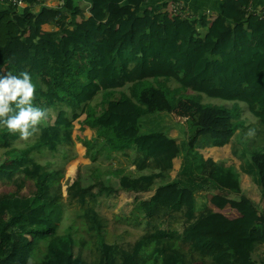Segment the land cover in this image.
<instances>
[{"label": "trees", "instance_id": "obj_1", "mask_svg": "<svg viewBox=\"0 0 264 264\" xmlns=\"http://www.w3.org/2000/svg\"><path fill=\"white\" fill-rule=\"evenodd\" d=\"M255 1L221 0L192 21L174 14L172 3L154 12L148 0L0 1V75L27 71L38 82L51 71L69 80L84 72L83 57L98 62L97 74L65 105L76 112L71 118L49 100L38 105L55 117L41 122L26 153L73 149V135L84 138L95 123L102 145L133 169L117 178L118 191L82 187L77 177L64 188L60 172L0 158V264H264V19H248ZM94 7L104 20L90 13ZM58 49L62 70L52 66ZM143 82H153L170 110L105 111L92 119L96 97ZM202 97L233 106L204 105ZM238 104L254 123L240 127ZM192 113L199 115L196 138L188 132ZM250 129L254 138L245 135ZM0 141L3 150L14 142L8 134ZM170 189L188 192L190 202L155 200ZM119 194L134 205L122 211L125 225L110 211ZM65 220V239L49 247ZM76 225L87 235L75 236Z\"/></svg>", "mask_w": 264, "mask_h": 264}, {"label": "rangeland", "instance_id": "obj_2", "mask_svg": "<svg viewBox=\"0 0 264 264\" xmlns=\"http://www.w3.org/2000/svg\"><path fill=\"white\" fill-rule=\"evenodd\" d=\"M176 1L180 2V0H148V4L152 7L154 12L155 11L159 12L167 4L174 3ZM220 3L221 0H196L195 6H203V7L207 6L209 7V9L206 8L200 9L194 7V12L199 10L202 11L207 10L209 11V13L215 12L217 8L220 6ZM212 4H214L213 7H211ZM90 13L95 17L97 21L104 20V15L100 11L97 12L95 7L91 9ZM248 19L251 22H253L254 17L250 16ZM58 51L60 50L58 49L57 52ZM64 71H65L63 73L64 75L68 73L73 74L71 70L64 69ZM72 79H75V76ZM71 82L72 81H68L64 79L61 83L64 86H69ZM150 84H151L150 86L148 85L143 87L139 85H127L121 90L109 91L105 93V95H103L102 97L101 95H99L97 98L100 97L99 98L100 104L104 107L105 110L111 112L112 111L118 113L122 111L127 112L131 110L133 111L136 108H143L145 110H152V111H158L164 109L170 110L168 102L162 96V94L157 92V88L153 84V82H150ZM166 84L169 89L176 90L177 93H181L180 91L178 92L179 87L173 82H166ZM41 86H43V89L45 88L43 83L37 82L35 87L37 89L40 88L42 89ZM72 91L69 90V93ZM62 92L63 89H60L58 91V93H62ZM202 98H203L202 104L204 105L223 106L226 109H230L233 106V103L207 99L206 97H202ZM33 103L36 106L38 105L41 106V104H43V101H41L39 97L36 96L34 97ZM238 106H239V110L237 111L241 116L240 118L245 120V121L242 120L241 124L238 123L240 127L244 124L249 125L251 123H254L255 120L247 111L246 107L242 104H238ZM63 108L61 109L66 112L68 118H71V115L76 113L75 111L68 110L67 108L65 109ZM47 111H48V115L51 117V119H53L55 117L54 109L50 107L47 108ZM189 121L192 122L193 127L192 130H188V132L189 134L193 135L194 138H196V134L200 133L199 128H196L197 126L200 125L199 115L192 113V115L189 117ZM76 127H79L78 124H76ZM89 132L90 131H88L86 135ZM39 133H40V129L39 132L36 133L32 138H30L27 141H23L19 138L18 134L11 135L7 132L5 128L0 127V138L1 136H3V134H8L9 136H11L12 140H15L13 142V146L11 147V149L8 150L0 149V158H5V160L12 165H18L24 162L25 160H29L36 164L46 167L49 171L60 172L61 175L63 176L61 182L64 188L65 185H67L71 179L77 177L80 180L82 187H86L94 184H102L108 188H112L118 191L119 189L116 183L117 178L123 174L127 176L126 173H130L133 170L130 168L129 163L121 156V152L115 153V152H111V150L109 151L108 148L102 145L103 144L102 141H99V144L92 143L89 141L83 142L81 141L82 137H78L77 134L73 135L75 142L73 149L60 147L58 149V153L55 155L50 154L46 151L26 153V150L34 146V144L36 143L35 140L38 138ZM1 143L2 142L0 141V144ZM129 151L131 153V156L136 155V151L133 148L129 147ZM258 164L262 169V174L264 177V161L262 162L260 160ZM118 171H120L121 173L118 174ZM164 191H160V193H163ZM170 192H173V189L166 191V194H164L163 197H165V199L167 200L169 199L171 200L172 197L169 194ZM159 199H161V196H159ZM217 205L219 207H223L224 202H217ZM131 206H132V201L129 198H127L125 195L119 194L118 197L113 199L110 203V208H111L110 211L114 212L112 216V220L118 223L119 225L127 224L129 218L127 216L122 215V211L124 210V208H131ZM140 207L146 209V205L142 204L140 205ZM69 218L73 219V215L69 214ZM67 223L68 221L65 220L62 223V225H60L56 237L50 240L49 247L51 248L56 247L60 244L61 241L65 239L64 231ZM74 232H75L74 233L75 236L77 237L87 235L85 228L78 225L74 226ZM35 241L39 244V241L37 239H35ZM42 256H43V250L42 247H40L39 251L36 252L35 254V258L39 260ZM16 261L17 260H15L14 262ZM13 263L11 262L10 264Z\"/></svg>", "mask_w": 264, "mask_h": 264}, {"label": "clouds", "instance_id": "obj_3", "mask_svg": "<svg viewBox=\"0 0 264 264\" xmlns=\"http://www.w3.org/2000/svg\"><path fill=\"white\" fill-rule=\"evenodd\" d=\"M35 92L36 87L27 71L0 75V127L11 135L18 134L23 141L38 133V126L48 116L47 109L34 105ZM245 135L254 138L255 130L250 129Z\"/></svg>", "mask_w": 264, "mask_h": 264}, {"label": "crops", "instance_id": "obj_4", "mask_svg": "<svg viewBox=\"0 0 264 264\" xmlns=\"http://www.w3.org/2000/svg\"><path fill=\"white\" fill-rule=\"evenodd\" d=\"M190 2L193 4V7H195V8H200V9L206 8V9H209V7H207V6H204V7L203 6H195L196 0H192V1L190 0ZM257 3L261 4L262 6H264V0H258ZM213 6H214V4H212L211 7H213ZM1 7L2 6L0 4V9H1ZM217 7H218V5H217ZM83 58H85L84 59V64L82 66H79L78 69L79 70H83L84 69V72L83 71H77V75L73 74L71 77H69L70 79L68 81H72L71 84H69V86H64L61 83L64 79H66L65 77L62 78V77H60L58 75V77H57L58 79L52 78V77H55V76H53L52 75V72L49 71V73L47 75V77H48L49 80L46 79V80L38 81V82L43 83V85L45 86V88L43 89V86H41L42 89L41 88L40 89H37L36 88L35 97L38 96L39 99L41 101H43V103H44L45 100H49L52 104H59V106H61L60 108L65 107L66 103L72 99L71 98L72 97V94L74 92L79 91V89L81 88V86L87 80H92L93 78H91V77H93L94 75H96L97 72H98V62L97 61L89 60L86 57H83ZM64 63H65V61H63V59L61 58L60 51H58V52L56 51L55 54H54L53 60H52V66L53 65L58 66L62 70V66H63ZM79 63L82 64V62H80V61H79ZM50 70H51V67H50ZM74 76H75V79H72ZM32 82L36 86L37 81H32ZM53 83H55V85H56V88L54 90V95H48V94H46L45 93L46 92V89L47 88L49 89V85L50 84H53ZM136 85H139V86L143 87V86H148V85L150 86L151 84H150V82L149 83L148 82H143V83H138ZM74 87L76 88V90H75ZM60 89H63V92L62 93H58V91ZM72 89H73V91H72ZM69 90L72 91V92L69 93ZM103 95H105V94H102L101 97ZM91 104H90V107H89V112L92 115V119H95V115H94V113L92 111ZM65 108H63V109H65ZM101 109H102V113L105 112V111H107V110L104 109V107L102 105H101ZM99 129L100 128L94 123V130H90V132L87 135L85 134L86 136H84V138H82L81 141H83V142L89 141V142H92V143L99 144V141H102L101 139H98L96 137V132L99 131ZM9 138L12 140L11 136H9ZM166 191H169V190H166ZM169 194L172 197L171 198V201H176V200H179V199L184 200L180 196V194L178 192H174L173 191V192H170Z\"/></svg>", "mask_w": 264, "mask_h": 264}, {"label": "built area", "instance_id": "obj_5", "mask_svg": "<svg viewBox=\"0 0 264 264\" xmlns=\"http://www.w3.org/2000/svg\"><path fill=\"white\" fill-rule=\"evenodd\" d=\"M23 0H11V5L15 6H22ZM171 4V3H170ZM171 9L174 14L178 15L183 21H192L194 17L201 16L204 14H208L209 11L199 10L194 12L192 4L190 0H180V2L176 1L171 4ZM249 13H251V17L254 19L262 20L264 19V6L255 2H251L248 6ZM211 13V12H210Z\"/></svg>", "mask_w": 264, "mask_h": 264}, {"label": "bare ground", "instance_id": "obj_6", "mask_svg": "<svg viewBox=\"0 0 264 264\" xmlns=\"http://www.w3.org/2000/svg\"><path fill=\"white\" fill-rule=\"evenodd\" d=\"M99 98H97L91 105L92 111H93L96 118L100 114H102V109H101ZM164 194H166V191H164L163 193H159L156 200H161V202H166L167 199H165V197H163ZM159 196H161V199H159ZM181 196L183 197L184 201L190 202V195L188 194V192L181 193Z\"/></svg>", "mask_w": 264, "mask_h": 264}]
</instances>
